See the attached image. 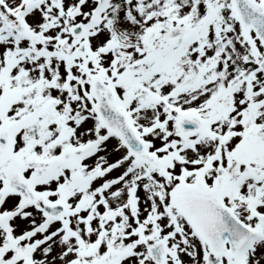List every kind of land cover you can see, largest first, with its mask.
Listing matches in <instances>:
<instances>
[{"label": "snow or ice", "instance_id": "obj_1", "mask_svg": "<svg viewBox=\"0 0 264 264\" xmlns=\"http://www.w3.org/2000/svg\"><path fill=\"white\" fill-rule=\"evenodd\" d=\"M0 264H264V0H0Z\"/></svg>", "mask_w": 264, "mask_h": 264}]
</instances>
